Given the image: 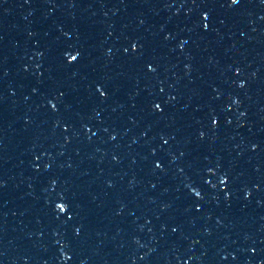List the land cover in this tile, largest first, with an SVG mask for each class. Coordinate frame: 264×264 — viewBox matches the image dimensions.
Masks as SVG:
<instances>
[{
    "label": "snow or ice",
    "instance_id": "snow-or-ice-1",
    "mask_svg": "<svg viewBox=\"0 0 264 264\" xmlns=\"http://www.w3.org/2000/svg\"><path fill=\"white\" fill-rule=\"evenodd\" d=\"M73 59H75V57H73Z\"/></svg>",
    "mask_w": 264,
    "mask_h": 264
}]
</instances>
